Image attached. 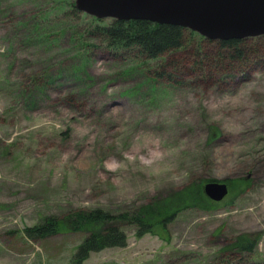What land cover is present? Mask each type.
Returning <instances> with one entry per match:
<instances>
[{
	"label": "rangeland",
	"instance_id": "obj_1",
	"mask_svg": "<svg viewBox=\"0 0 264 264\" xmlns=\"http://www.w3.org/2000/svg\"><path fill=\"white\" fill-rule=\"evenodd\" d=\"M111 20L76 0H0V264H72L90 231L26 229L177 202L208 182L227 183V197L142 236L125 228V247L84 264H264V63L211 69L192 55L215 45L187 33L180 66L159 79V64L94 35ZM241 236L256 240L250 253L235 254Z\"/></svg>",
	"mask_w": 264,
	"mask_h": 264
},
{
	"label": "trees",
	"instance_id": "obj_2",
	"mask_svg": "<svg viewBox=\"0 0 264 264\" xmlns=\"http://www.w3.org/2000/svg\"><path fill=\"white\" fill-rule=\"evenodd\" d=\"M77 9V8H76ZM94 35L100 37L103 44L111 50L138 51L147 61L159 64L154 71L155 77L162 79L172 70L180 66L178 56L188 49L187 33H195L181 26L157 24L147 20H111L108 24L94 27ZM215 47L207 54H194L192 57L201 60L204 66L219 71L224 60L239 62L245 69L264 63V36L227 41H210ZM187 54V53H186ZM182 60L185 61L184 56ZM200 61V62H201ZM163 64H162V63ZM149 63V62H148ZM200 188H197L199 187ZM202 185L185 188L176 196L177 202L168 198L161 203L150 204L148 207L117 214L104 210L78 211L68 215L66 220L48 217L33 227L26 229L25 234L33 240H44L68 230H86L90 234L85 237L77 248L72 264H84L93 252L107 248L125 247L128 243L125 228H133L137 235L152 232L160 224H167L177 218L184 207L192 205L207 207L208 201ZM202 190V191H201ZM202 204V205H200ZM68 224H67V223ZM235 254L250 253L255 249L256 240L250 241L247 236H241L232 245ZM252 247V248H251ZM242 257H237L231 264H245ZM225 262L221 264H225ZM230 264V263H226Z\"/></svg>",
	"mask_w": 264,
	"mask_h": 264
},
{
	"label": "water",
	"instance_id": "obj_3",
	"mask_svg": "<svg viewBox=\"0 0 264 264\" xmlns=\"http://www.w3.org/2000/svg\"><path fill=\"white\" fill-rule=\"evenodd\" d=\"M76 8L98 19L181 26L211 41L264 36V0H76ZM204 191L221 202L229 187L225 182H208Z\"/></svg>",
	"mask_w": 264,
	"mask_h": 264
},
{
	"label": "flooded vegetation",
	"instance_id": "obj_4",
	"mask_svg": "<svg viewBox=\"0 0 264 264\" xmlns=\"http://www.w3.org/2000/svg\"><path fill=\"white\" fill-rule=\"evenodd\" d=\"M100 20V19H99ZM112 20H114V19H112Z\"/></svg>",
	"mask_w": 264,
	"mask_h": 264
}]
</instances>
